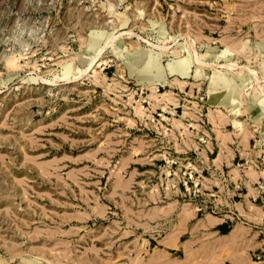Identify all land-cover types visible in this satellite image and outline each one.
Returning a JSON list of instances; mask_svg holds the SVG:
<instances>
[{
	"label": "rangeland",
	"instance_id": "rangeland-1",
	"mask_svg": "<svg viewBox=\"0 0 264 264\" xmlns=\"http://www.w3.org/2000/svg\"><path fill=\"white\" fill-rule=\"evenodd\" d=\"M209 216L264 236V0H0V264H220Z\"/></svg>",
	"mask_w": 264,
	"mask_h": 264
},
{
	"label": "crops",
	"instance_id": "crops-1",
	"mask_svg": "<svg viewBox=\"0 0 264 264\" xmlns=\"http://www.w3.org/2000/svg\"><path fill=\"white\" fill-rule=\"evenodd\" d=\"M161 65V64H160ZM169 75L166 76L168 78ZM132 77V76H131ZM134 79V78H133ZM138 83L137 77L134 79ZM169 81V80H168ZM161 85V84H160ZM232 156H226L223 158V160L228 163L229 158ZM234 157V156H233ZM241 157V156H238ZM221 160V159H220ZM252 180L256 179L258 176L257 174H252ZM250 180V182H252ZM247 192L243 193L242 190L240 193L242 196L244 195H252V190L247 184H245ZM244 186V187H245ZM245 197V196H244ZM251 200L243 201V204L246 208H250L251 205H253ZM240 204V205H241ZM196 214V213H195ZM243 214L247 217H249L252 221L256 220L258 218L257 215L249 212H243ZM192 217V216H191ZM190 217V218H191ZM223 219V218H217L214 216H209L206 219V222H204V227L206 230L209 231V235H212L214 237V252L215 255H219V253L222 251L225 253V256L221 254V260L219 261L220 264H264V236L259 237V232L254 233H247L249 238H246V234L241 232L240 224L237 222H229L230 218ZM179 225L177 228L172 230L171 237L173 238V241L176 245L177 242L180 241V237L189 232L190 229L188 226V221L185 218V221H180L178 223ZM184 242V241H183ZM244 245V246H243ZM255 251L258 253L259 257H262V260L259 261H251L249 258V252ZM218 253V254H217Z\"/></svg>",
	"mask_w": 264,
	"mask_h": 264
},
{
	"label": "bare ground",
	"instance_id": "bare-ground-1",
	"mask_svg": "<svg viewBox=\"0 0 264 264\" xmlns=\"http://www.w3.org/2000/svg\"><path fill=\"white\" fill-rule=\"evenodd\" d=\"M108 46V45H107ZM75 78V77H74Z\"/></svg>",
	"mask_w": 264,
	"mask_h": 264
}]
</instances>
